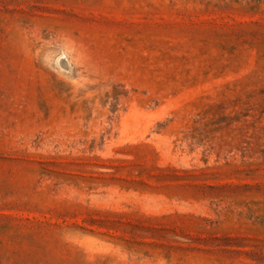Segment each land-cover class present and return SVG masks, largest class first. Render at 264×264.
<instances>
[{
	"label": "rangeland",
	"instance_id": "obj_1",
	"mask_svg": "<svg viewBox=\"0 0 264 264\" xmlns=\"http://www.w3.org/2000/svg\"><path fill=\"white\" fill-rule=\"evenodd\" d=\"M0 264H264V0H0Z\"/></svg>",
	"mask_w": 264,
	"mask_h": 264
}]
</instances>
